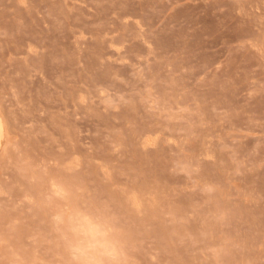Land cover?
<instances>
[{"label": "rangeland", "instance_id": "374dc122", "mask_svg": "<svg viewBox=\"0 0 264 264\" xmlns=\"http://www.w3.org/2000/svg\"><path fill=\"white\" fill-rule=\"evenodd\" d=\"M0 264H69L67 201L130 264H264V0H0Z\"/></svg>", "mask_w": 264, "mask_h": 264}, {"label": "clouds", "instance_id": "9594fccd", "mask_svg": "<svg viewBox=\"0 0 264 264\" xmlns=\"http://www.w3.org/2000/svg\"><path fill=\"white\" fill-rule=\"evenodd\" d=\"M57 216L64 234L69 264H130L120 230L108 218L68 200Z\"/></svg>", "mask_w": 264, "mask_h": 264}, {"label": "bare ground", "instance_id": "6f19581e", "mask_svg": "<svg viewBox=\"0 0 264 264\" xmlns=\"http://www.w3.org/2000/svg\"><path fill=\"white\" fill-rule=\"evenodd\" d=\"M2 131H3V129H2L1 122H0V143L2 142V141H1V138H2V136H3V135H2ZM3 137H4V136H3Z\"/></svg>", "mask_w": 264, "mask_h": 264}]
</instances>
